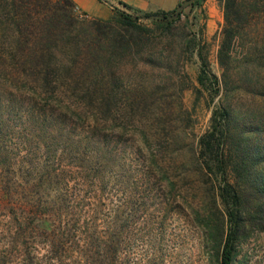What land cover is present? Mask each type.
Masks as SVG:
<instances>
[{
    "label": "trees",
    "instance_id": "16d2710c",
    "mask_svg": "<svg viewBox=\"0 0 264 264\" xmlns=\"http://www.w3.org/2000/svg\"><path fill=\"white\" fill-rule=\"evenodd\" d=\"M218 1L220 75L211 71L201 38L179 29L180 17L150 19L152 27L119 9L114 21L78 19L72 0H0V31L13 39L6 65L11 74L0 76L28 93L33 120L46 127L48 139L46 160L35 163L30 199L19 207L0 264H127L120 254L122 226L106 223L99 230L94 220L81 222L83 207L69 206L62 162L79 158L102 132L133 128L146 144L150 167L165 171L156 147L169 134L167 126L149 140L139 127L145 110H135L145 100L125 97L121 80L139 62L166 72L193 52L200 60L196 97L202 89L211 99L219 95L194 155L199 170L218 182L221 207L197 220L215 248L214 264H243L242 244L264 232V0ZM202 2L187 5V13Z\"/></svg>",
    "mask_w": 264,
    "mask_h": 264
},
{
    "label": "rangeland",
    "instance_id": "374dc122",
    "mask_svg": "<svg viewBox=\"0 0 264 264\" xmlns=\"http://www.w3.org/2000/svg\"><path fill=\"white\" fill-rule=\"evenodd\" d=\"M97 1L106 17L86 13L80 17L72 0L75 16L86 20L118 18L117 9H122L116 0ZM183 1L177 0L175 7L165 11L175 10ZM183 10L179 29L193 31L201 38L211 71L220 75L216 53L223 15L219 1L203 0L201 6L190 12L187 13V8ZM156 11L127 13L142 17ZM139 20L153 27L150 19ZM187 20L193 22L189 27L183 25ZM2 33L0 73L7 77L11 74L6 65L12 59L13 39L10 32L6 36ZM199 65L196 52L184 56L178 68L166 72L139 62L137 67H127L121 80L125 97L145 100L136 109L131 108L145 110L139 127L147 138L153 139L163 124L167 126L169 134L156 147L162 158L158 163L165 171L150 167L146 144L133 128L102 132L79 158L66 157L62 162L69 206L83 207L81 222L94 220L99 230L106 223L122 226L120 254L126 257L127 264H214L215 248L207 240L197 216L202 218L221 207L216 201L218 182L199 170L194 150L198 136L209 126L219 95L211 99L202 89L196 97ZM3 75L0 76V251L14 233L19 207L30 199L37 171L35 163L37 159L45 162L48 146L46 127L37 128L33 120L31 97L3 83ZM42 253L41 250L38 255ZM238 258L243 264H264V232L255 231L242 244Z\"/></svg>",
    "mask_w": 264,
    "mask_h": 264
},
{
    "label": "crops",
    "instance_id": "0c3cea01",
    "mask_svg": "<svg viewBox=\"0 0 264 264\" xmlns=\"http://www.w3.org/2000/svg\"><path fill=\"white\" fill-rule=\"evenodd\" d=\"M86 14L96 17H106L97 0H73ZM118 8L126 11H156L170 10L175 7L177 0H116ZM121 5V7L119 6Z\"/></svg>",
    "mask_w": 264,
    "mask_h": 264
},
{
    "label": "water",
    "instance_id": "95a60500",
    "mask_svg": "<svg viewBox=\"0 0 264 264\" xmlns=\"http://www.w3.org/2000/svg\"><path fill=\"white\" fill-rule=\"evenodd\" d=\"M195 0H184L183 2L179 3L177 5V7L174 10V13L171 15H166V16H162L160 14H152L150 16H142L140 18L142 19H159V18H167V19H175L177 17H179L182 13V10L189 4H191L192 2H194Z\"/></svg>",
    "mask_w": 264,
    "mask_h": 264
},
{
    "label": "built area",
    "instance_id": "2783aa9c",
    "mask_svg": "<svg viewBox=\"0 0 264 264\" xmlns=\"http://www.w3.org/2000/svg\"><path fill=\"white\" fill-rule=\"evenodd\" d=\"M74 11L76 12V14L78 15V16H83L84 14H85V12L81 9V8H79L78 6H76L75 8H74Z\"/></svg>",
    "mask_w": 264,
    "mask_h": 264
}]
</instances>
